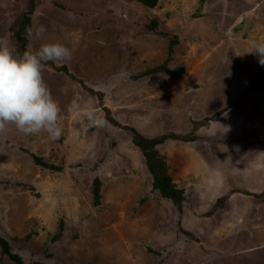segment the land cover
Wrapping results in <instances>:
<instances>
[{
  "label": "rangeland",
  "instance_id": "rangeland-1",
  "mask_svg": "<svg viewBox=\"0 0 264 264\" xmlns=\"http://www.w3.org/2000/svg\"><path fill=\"white\" fill-rule=\"evenodd\" d=\"M28 4L0 0V37L16 52L14 25ZM152 21L155 32L145 28ZM31 29L28 51L58 42L72 56L42 72L61 109L60 138L11 125L0 135V238L11 253L26 264H264V86L253 91L264 66L246 54L264 39V0H159L154 9L138 0H40ZM173 36L169 67H183L182 78L138 79L164 62ZM124 127L197 138L158 147L185 191L181 215L152 190ZM30 154L63 170L42 169ZM0 264H13L1 249Z\"/></svg>",
  "mask_w": 264,
  "mask_h": 264
},
{
  "label": "clouds",
  "instance_id": "clouds-1",
  "mask_svg": "<svg viewBox=\"0 0 264 264\" xmlns=\"http://www.w3.org/2000/svg\"><path fill=\"white\" fill-rule=\"evenodd\" d=\"M44 25L34 35L42 39ZM29 37L33 29H26ZM246 54L256 55L264 66V39L253 40ZM72 52L58 42L43 43L38 50L17 53L7 36L0 37V135L9 125L24 135L46 133L51 140L62 135L58 121L61 109L43 79V68L49 61L70 60Z\"/></svg>",
  "mask_w": 264,
  "mask_h": 264
},
{
  "label": "trees",
  "instance_id": "trees-1",
  "mask_svg": "<svg viewBox=\"0 0 264 264\" xmlns=\"http://www.w3.org/2000/svg\"><path fill=\"white\" fill-rule=\"evenodd\" d=\"M40 0H29V4L27 7L26 13H24L20 19L15 23V30L12 35V42L15 44L17 48V53H23L26 49L27 44V32L26 29L31 28V16L35 10L36 3ZM159 0H138L139 4L145 7L146 9H154L158 5ZM148 31L155 32L157 29V22L152 21L148 25L145 26ZM178 45L177 37L173 36L167 45V55L164 62L158 66L151 69H148L138 75V79H142L145 77L155 76L157 74H164L169 80L178 81L182 78L184 74L183 67H175L170 68L169 65L172 62V56L174 52V48ZM254 89L253 91H260L264 86V73H260L254 78ZM221 113H217L216 117H219ZM210 119H208L209 121ZM109 123L113 126L119 128V124L116 123L113 119H107ZM127 132H129L130 137L132 139V143L136 146L144 160L146 169L149 175L152 178V190L157 192L160 197L164 200L169 201L173 207L176 209L179 215L183 212V204L185 200V191L183 189L177 188V186L172 182L171 176L169 175V168L165 159V156L162 155L158 147L166 143L167 141H179L182 143H192L197 140V138L191 134L190 136H178L173 134L163 135L160 137L146 138L143 135L139 134L136 130L124 127ZM28 153V152H25ZM32 158V162L45 170H48L52 173H60L63 170V167L60 165H52L46 163L43 158L30 154ZM28 190L31 191L32 188L28 187ZM100 190H101V182L98 178H95L92 182V202L93 206L97 207L100 205ZM226 200V199H225ZM223 198L218 199L215 203V207L225 202ZM62 228V225L61 227ZM60 232L62 230L60 229ZM61 235V233H60ZM31 234H29L25 241H28L31 238ZM59 235L55 237L54 240H57ZM0 249L1 254L8 258L13 264H26L22 261L19 255L13 254L10 251L9 244L6 240L0 238Z\"/></svg>",
  "mask_w": 264,
  "mask_h": 264
}]
</instances>
